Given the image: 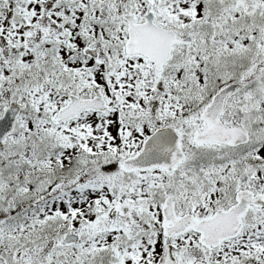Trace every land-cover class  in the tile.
<instances>
[{
  "label": "snow or ice",
  "instance_id": "6c2138e0",
  "mask_svg": "<svg viewBox=\"0 0 264 264\" xmlns=\"http://www.w3.org/2000/svg\"><path fill=\"white\" fill-rule=\"evenodd\" d=\"M0 264H264V0H0Z\"/></svg>",
  "mask_w": 264,
  "mask_h": 264
}]
</instances>
